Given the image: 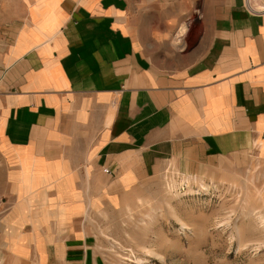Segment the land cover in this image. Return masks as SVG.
Here are the masks:
<instances>
[{"label":"crops","instance_id":"0c3cea01","mask_svg":"<svg viewBox=\"0 0 264 264\" xmlns=\"http://www.w3.org/2000/svg\"><path fill=\"white\" fill-rule=\"evenodd\" d=\"M255 1L0 0V264H90L88 214L160 165L264 170Z\"/></svg>","mask_w":264,"mask_h":264},{"label":"rangeland","instance_id":"374dc122","mask_svg":"<svg viewBox=\"0 0 264 264\" xmlns=\"http://www.w3.org/2000/svg\"><path fill=\"white\" fill-rule=\"evenodd\" d=\"M250 1L244 5L252 10L256 7L251 9ZM257 2L264 11V0ZM201 8H193L180 27L187 32L188 46L206 26ZM123 204L88 214L87 242L96 254L90 264H137L140 245H150L158 253L142 255L146 262L141 264H264V170L260 168L184 176L170 164L160 165Z\"/></svg>","mask_w":264,"mask_h":264},{"label":"bare ground","instance_id":"6f19581e","mask_svg":"<svg viewBox=\"0 0 264 264\" xmlns=\"http://www.w3.org/2000/svg\"><path fill=\"white\" fill-rule=\"evenodd\" d=\"M169 207H171V206L169 205ZM170 212L172 213V215L176 218V220L180 223V225L182 227H185L186 226V223L180 218V216L178 215V212L176 211V209H174L173 207H171L170 208ZM140 246H141L140 247L141 254L143 256L146 257V256H156V255H158V253L155 252V250L153 249L154 247H152L150 245L149 246L148 245H140ZM142 255L137 256V257L135 256L136 257V263L137 264H141L144 261L145 257H142ZM144 262H146V261H144Z\"/></svg>","mask_w":264,"mask_h":264},{"label":"built area","instance_id":"2783aa9c","mask_svg":"<svg viewBox=\"0 0 264 264\" xmlns=\"http://www.w3.org/2000/svg\"><path fill=\"white\" fill-rule=\"evenodd\" d=\"M245 2H248V0H247V1L245 0ZM245 4H246V3H245ZM251 9H252V8H251ZM105 171L108 172V170H105Z\"/></svg>","mask_w":264,"mask_h":264}]
</instances>
